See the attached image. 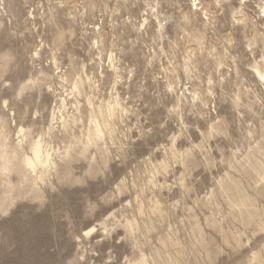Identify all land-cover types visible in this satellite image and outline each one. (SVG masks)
Here are the masks:
<instances>
[{
  "label": "rangeland",
  "instance_id": "rangeland-1",
  "mask_svg": "<svg viewBox=\"0 0 264 264\" xmlns=\"http://www.w3.org/2000/svg\"><path fill=\"white\" fill-rule=\"evenodd\" d=\"M261 77L264 0H0V264H264Z\"/></svg>",
  "mask_w": 264,
  "mask_h": 264
},
{
  "label": "bare ground",
  "instance_id": "bare-ground-1",
  "mask_svg": "<svg viewBox=\"0 0 264 264\" xmlns=\"http://www.w3.org/2000/svg\"><path fill=\"white\" fill-rule=\"evenodd\" d=\"M32 153L34 155V159L35 160H39L40 159V146L38 143L34 144L33 147H32ZM27 162L29 164H32L33 160H27Z\"/></svg>",
  "mask_w": 264,
  "mask_h": 264
},
{
  "label": "snow or ice",
  "instance_id": "snow-or-ice-1",
  "mask_svg": "<svg viewBox=\"0 0 264 264\" xmlns=\"http://www.w3.org/2000/svg\"><path fill=\"white\" fill-rule=\"evenodd\" d=\"M262 79H264V77H261Z\"/></svg>",
  "mask_w": 264,
  "mask_h": 264
}]
</instances>
